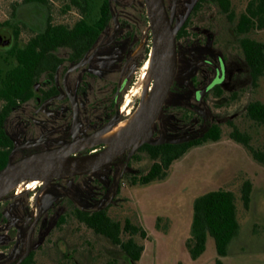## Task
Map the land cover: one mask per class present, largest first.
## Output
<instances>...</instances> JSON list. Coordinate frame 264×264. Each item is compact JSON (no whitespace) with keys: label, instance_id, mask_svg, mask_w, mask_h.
<instances>
[{"label":"rangeland","instance_id":"rangeland-1","mask_svg":"<svg viewBox=\"0 0 264 264\" xmlns=\"http://www.w3.org/2000/svg\"><path fill=\"white\" fill-rule=\"evenodd\" d=\"M102 1L94 0L95 11ZM230 1L233 15H222L215 8L201 17L203 22L200 23V48L203 50L206 44L210 43L212 54L207 56L206 60L218 65L219 55L225 59L227 67L225 82L227 89L221 96H209L206 109L207 125L204 126L192 113L188 115V110L175 107L174 97L178 91L176 90L166 103L158 126L153 128L151 133V139L155 141L163 138H194L202 135L209 126L216 124L221 129L220 141L191 149L172 165L164 182L147 187L140 185L131 187L127 185L128 183L121 182L115 206L108 210V215L122 227L129 221L146 232V239H142L140 235L134 236L135 241L144 246L142 258L137 264H218V260L221 264H264V164L254 160L247 148L231 138L233 131L238 130L249 138V143L255 151L264 155V124L251 121L246 114L249 103L257 101L264 104V77L257 87L252 85L240 49V40L244 37L264 42V29L254 30L246 36L238 35L235 30L236 24L239 16L245 11L248 0ZM123 3H130V0H123ZM63 10L62 2H52L49 11L47 7L39 4L25 5L23 0H0V22L8 21L12 12L16 14V23L22 24L25 30L21 38L26 41L30 34L45 28L49 15L56 24H67L76 18L74 14H65ZM140 26L138 49L143 45V50L128 65L126 74L120 81V84H124L121 93L127 94L152 70L150 26L142 21ZM125 27L123 26L124 29ZM187 59L192 60L191 55ZM123 65L124 61L120 62V68ZM190 73L191 75L183 80L187 87L180 86L179 89L184 91L199 89L202 83H209L214 77V69L207 65L200 67L197 72ZM127 75L132 79L127 80ZM192 76L198 80L197 84L192 83ZM114 80L115 77L111 76L108 85ZM155 85V80L149 85L142 83L134 105H138L147 93L151 94L153 99L152 91ZM120 100L121 95L117 102ZM121 107L122 105L113 110L107 101L98 103L92 113L86 112V118L79 125V136L83 138L92 133L111 129L127 117L126 110ZM67 118L68 115L59 120L61 125L66 123ZM74 126L75 123L72 122V126L65 128L64 131L73 130ZM58 145L55 137L46 144L48 148ZM131 154H133L131 174L146 172L151 164L146 155L135 151ZM108 178L109 175L103 177L109 180ZM247 182L252 185L249 208H245L242 201V189ZM108 189V186L88 181L87 190L79 199L84 209L101 208L104 203L100 199ZM219 189L235 194L241 225L240 233L230 246L227 257L218 258L214 240L209 237L205 253L199 259L193 260L187 243L191 236L194 202L198 197ZM23 193L24 197L30 200V205L34 202L36 205L39 196L37 189L21 193L15 191L0 202L9 197L19 199L18 196ZM59 194L53 190L46 192L40 197L41 205L51 209L61 199ZM70 225L63 226L60 231L54 230L55 235L50 236V247L52 249V243L55 242L57 246L59 242L62 247L65 242L68 245L67 251L71 254V264H129L119 246L93 234L78 222L72 221ZM64 237L66 240L62 239ZM123 239H127V236L123 235ZM44 245L45 243L41 244L40 248ZM23 246L25 249V240ZM51 253L53 260L58 259L57 251Z\"/></svg>","mask_w":264,"mask_h":264},{"label":"flooded vegetation","instance_id":"flooded-vegetation-1","mask_svg":"<svg viewBox=\"0 0 264 264\" xmlns=\"http://www.w3.org/2000/svg\"><path fill=\"white\" fill-rule=\"evenodd\" d=\"M103 1L97 12L102 9ZM141 1L138 3L130 0V3L124 4L123 0H108L111 21L89 47H87V34L82 31L84 27L78 24V21L84 17L76 8H66L65 14L72 13L76 16L72 22L63 24L66 29V43L52 50L48 71L34 73L35 82L31 89L23 88L22 65L28 58L23 57L21 53L35 33L30 34L28 39L23 41L21 37L25 30L22 24L16 23V14L13 12L10 15V21L0 22V159H7V163L10 160L15 162L103 133L96 132L82 138L79 136V125L86 118V112L92 113L98 103L107 101L113 110H117L122 105V99L126 94L121 93L124 84H120V81L126 74L130 62H133L143 50V45L138 49L141 21L150 26L145 0ZM199 2L200 0L176 36L177 72L166 103L178 90L174 97L176 98L175 107L188 110V115L192 113L206 126L209 96L218 97L215 94L217 88L221 90L219 96L227 89L225 86L227 67L225 59L219 55H217L218 65L206 60L207 56L212 55L210 43H207L203 50L200 48ZM23 3L35 4L26 3L24 0ZM192 3L193 0H164L172 28H176L178 23L183 21ZM123 26L127 28L124 29ZM150 35L153 52L151 26ZM79 36L82 37L79 42L77 39H72ZM208 40L210 42V36ZM189 55L192 60L187 59ZM122 61L124 65L120 68ZM204 65L214 69V77L209 83H202L201 88L193 91L178 88L180 86L186 88L184 81L191 75L190 72H197ZM128 75L126 79H132ZM111 76L115 77V80L108 85ZM192 83H198L193 76ZM120 95L121 100L117 102ZM75 105L79 114L78 127L74 118ZM66 115H68L66 123L61 125L59 120ZM161 117L162 112L153 128L158 126ZM72 122L75 123V128L65 132V128L72 126ZM56 133L59 135L55 136ZM54 137L57 138L59 145L48 148L46 144ZM143 145L137 149L132 148L111 163L91 173L66 177L50 182L48 185L40 182L37 188L39 196L36 205L35 202L30 205V200L24 197V193L18 196L19 199L14 200L9 197L0 202V264H71L72 258L67 251L68 245L64 242L61 247L59 242L58 246L55 242L52 243L51 249L50 236L55 235L54 230L60 231L65 225L70 227L72 221L78 222L74 208L90 214L102 211L108 214V210L115 206L116 196L121 190L119 185L121 182L135 187L132 185L135 178L141 179L149 174L152 162L146 154L151 162L148 170L133 175L130 170L133 160L131 153L133 151L143 153L140 151ZM108 147L101 144L75 156L99 154ZM106 175H109V180L103 179ZM88 181L103 184L109 188L100 199L104 205L99 209L86 210L79 200L87 190ZM50 190L60 193L61 197L51 209L40 203V197ZM60 223L62 227L59 226ZM62 239L66 240V237ZM24 240L25 249H23ZM44 243V247L40 248ZM18 249L21 250L18 251ZM51 251H57L58 259L53 260Z\"/></svg>","mask_w":264,"mask_h":264},{"label":"trees","instance_id":"trees-1","mask_svg":"<svg viewBox=\"0 0 264 264\" xmlns=\"http://www.w3.org/2000/svg\"><path fill=\"white\" fill-rule=\"evenodd\" d=\"M24 2L42 5L47 7L49 11L52 2H62L64 13L66 8H76L84 17L78 21V24L83 25L82 31L87 34V47L95 41L100 32L111 21L108 0L103 1L102 9L98 12L95 11L94 0H24ZM215 8L222 15L230 16L232 14L230 0H200L198 4L201 17ZM201 17L200 23L203 22ZM263 29L264 0H248L245 11L239 16L236 24L237 34L246 36L254 30ZM74 34L76 33L74 32ZM66 39L65 26L54 23L51 15H49L45 28L40 32H35L28 46L21 53L23 57L28 58L22 65L23 88L31 89L33 87L35 72L48 71L52 50L58 46H63ZM72 39H77L79 42L82 37H72ZM240 49L251 83L257 87L259 81L264 77V42L244 37L240 40ZM215 94L219 96L221 90L219 91L217 88ZM113 107L115 108L114 105ZM246 114L251 121L264 124V104L257 101L249 103L246 107ZM231 138L247 148L254 160L264 164V155L251 147L246 135L235 130L231 134ZM220 139L221 129L214 124L206 128L202 135L185 142L164 143L157 146L144 144L140 151L150 158L152 162L151 171L141 179L135 178L132 185L150 186L154 183L164 182L169 176L172 165L183 158L191 149L210 142H218ZM6 163L7 159H0V170L5 167ZM251 194L252 185L247 182L242 189V201L245 208H249ZM73 210L82 227L97 236L104 237L113 245L119 246L129 264H137L141 260L144 246L139 245L134 239L136 235H140L142 239L147 238L146 232L141 227L135 226L129 221L122 227L119 222L112 220L105 211L90 214L81 211L79 208ZM59 226L62 227V223ZM240 229L236 197L233 192L219 189L198 197L193 205L191 236L187 243L191 258L197 260L205 253L209 237L214 240L218 258L227 257L229 248L238 237ZM123 235H126L127 239H123ZM218 264H221L220 260H218Z\"/></svg>","mask_w":264,"mask_h":264},{"label":"water","instance_id":"water-1","mask_svg":"<svg viewBox=\"0 0 264 264\" xmlns=\"http://www.w3.org/2000/svg\"><path fill=\"white\" fill-rule=\"evenodd\" d=\"M199 0H193L183 21L172 28L164 0H145L148 10L150 26L153 32V63L158 73V88L155 90L148 111L141 117L136 125L114 145L109 146L103 152L85 157L59 158L50 162L39 163L32 160L40 155L56 151L58 154L70 149L75 142L63 147L48 150L35 155L12 162L0 170V191L23 181L53 182L66 177H74L80 174L91 173L111 163L121 154L140 145L181 143L190 140V137L163 138L156 142L151 140V133L155 123L161 115L166 103L171 86L177 72V46L176 36ZM75 121L79 125L78 108L75 105ZM141 142V143H140ZM134 149V150H135Z\"/></svg>","mask_w":264,"mask_h":264},{"label":"bare ground","instance_id":"bare-ground-1","mask_svg":"<svg viewBox=\"0 0 264 264\" xmlns=\"http://www.w3.org/2000/svg\"><path fill=\"white\" fill-rule=\"evenodd\" d=\"M155 80L156 85L152 92H155L158 88V73L155 64L152 60V70L148 75H144L141 81L134 85L129 92L125 95L122 107L127 112V117L120 120L117 124H115L111 129L103 132L101 135L95 137H87L82 140H78L75 144L70 148L65 150L63 153L58 154L56 151L40 155L32 160V162L37 161L39 163L54 161L59 158H66L78 155L84 151L89 149H93L94 147L105 144L108 146L114 145L117 141L122 139L141 119V117L148 111L151 101L152 95L147 93L142 101L138 105H134V100L136 98L137 93L142 86V83L146 85L151 84ZM150 91V90H149ZM141 143V142H140ZM44 185H48L49 182H44ZM40 185L38 181H23L12 186H9L0 191V200L7 197L9 194L17 191L19 193L25 190H35Z\"/></svg>","mask_w":264,"mask_h":264}]
</instances>
